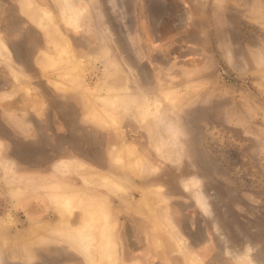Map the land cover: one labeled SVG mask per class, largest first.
Segmentation results:
<instances>
[{
  "label": "rangeland",
  "instance_id": "374dc122",
  "mask_svg": "<svg viewBox=\"0 0 264 264\" xmlns=\"http://www.w3.org/2000/svg\"><path fill=\"white\" fill-rule=\"evenodd\" d=\"M31 1L0 0V91L25 93L0 106V264H108L101 208L119 264H264V2Z\"/></svg>",
  "mask_w": 264,
  "mask_h": 264
},
{
  "label": "bare ground",
  "instance_id": "6f19581e",
  "mask_svg": "<svg viewBox=\"0 0 264 264\" xmlns=\"http://www.w3.org/2000/svg\"><path fill=\"white\" fill-rule=\"evenodd\" d=\"M28 2H29V7H32V1L28 0ZM33 14H34V12H33ZM34 18L37 19L39 22H45V24L49 23L48 24L49 27L51 26L52 29H54L53 30L54 31L53 33H55V37H53L54 41L60 47L59 48L60 49V55H59V57L56 60L52 59L51 60L52 62H49V63L47 62L48 59L44 60V62L46 61L44 63L45 68L46 69H50V65L49 64L51 63V65H52V63H54L55 61H56V64H59L60 69H64L63 66H65L66 64L69 65L70 63H73L72 61L76 59V55H75L73 49L71 48L70 41L67 38H65L64 36H62V33H60V31L57 28V26L55 27L53 25L51 12L49 10H47V9H38V11L36 12V15L34 16ZM68 22L72 23L70 18H69ZM51 32H52V30H51ZM59 35H60V38L58 37ZM46 58H48V57H46ZM51 70L53 71V69H51ZM54 71H56V70H54ZM96 114H98V113H96ZM91 115H93V114H91ZM108 117H110V116H108ZM103 119H105V118H103ZM95 174H97V173H95ZM98 174H100V173L98 172ZM100 175H103V174L101 173ZM103 177L104 178H102V179H106V178L108 179V177L105 176V175H103ZM142 193H143V197L141 195V197H142L141 200L143 202H145L146 204H151V206H152V208H150V209H151V212L153 213V219H154V222H155V229H154L155 239H156V243L161 245L162 244V240H161V238L159 236V234H160L159 231L168 232V233L173 235V230L171 229V225H170V223H169V221L167 219L166 213H164V208H163L164 203H163V201L161 199H158L159 197H158L157 193L156 192L154 193L150 189L146 188L144 190V192H142ZM155 195H156V197H154ZM75 198H77V197H75ZM70 200H71V198L70 199L68 198L65 201H67L66 205H68V207H66V208H68L69 212L71 213L73 210H75L77 208L75 203L76 202L78 203V201H76L77 199H75V201L74 200L70 201ZM71 202L72 203L75 202L74 205ZM80 207H82V206L80 205ZM100 211L102 213L101 215H102V223H103L102 230H101V232H102L101 234H102V237L104 239V240H102V242H103V246H102L103 258L106 261H108L107 262L108 264H119V259L117 257L118 244H117L116 240L113 243V232H114V229H115V224L113 223L114 221H113V219L111 218V216L108 213H105L103 208H101ZM89 217H90V215H89ZM87 223H88V225H91V221H87ZM75 235L80 236L79 233H76ZM87 236H89V235H87ZM174 236H175V234H174ZM176 243H177L179 249L182 250L184 245H185L183 237L182 238L180 237L179 239H177ZM189 259H188V264H203V263L199 262L197 259H193V258H192L193 260H189Z\"/></svg>",
  "mask_w": 264,
  "mask_h": 264
},
{
  "label": "crops",
  "instance_id": "0c3cea01",
  "mask_svg": "<svg viewBox=\"0 0 264 264\" xmlns=\"http://www.w3.org/2000/svg\"><path fill=\"white\" fill-rule=\"evenodd\" d=\"M263 2H264V0H262ZM56 43V42H55ZM43 66H44V64H43ZM44 68H45V66H44ZM63 81H68V80H66V79H63ZM62 80L60 81L61 83H60V86L62 87V86H64V87H67L66 85L67 84H64V82H63ZM70 87H72V86H70ZM69 87V88H70ZM21 95V96H23V95H25V93L24 92H20L19 93V91H17L16 89H14V88H12V89H8V88H6L5 89V91H0V106H2V107H4V109H5V111H7L8 110V108H7V105H8V107H10L12 110H13V106H14V103L16 102V103H19L20 104V99L19 98H16V96L17 95ZM15 98H16V100H15ZM30 102V101H29ZM29 102H27L28 104H29ZM24 103V102H23ZM18 104V105H19ZM38 104H40V103H38ZM6 106V107H5ZM39 106V105H38ZM37 106V108H34V109H36V110H38V109H40V106L38 107ZM28 107H29V105H28ZM9 108V109H10ZM14 115H12L11 117H13ZM14 118V117H13ZM16 126L18 127V128H20L21 129V131H22V133L24 134V133H28L27 135H29V130H30V122L28 121V119H27V121L25 120H23V117H19V118H16ZM19 125V126H18ZM141 170V169H140ZM140 170H139V172H140ZM140 174H142V171H141V173ZM147 189H150V190H152L154 193L156 192V190H154V189H152L151 187H147ZM125 192V191H124ZM123 192V195H125V193ZM128 200H130V199H128ZM131 204H132V206L133 207H135V209L138 211V212H141V213H149L150 215H151V217H152V221L154 222V219H153V213L151 212V209L150 208H152V206H151V204H146L145 202H143L141 199L140 200H138V201H131ZM109 211L107 210V211H105V213H108ZM102 214V213H101ZM100 214V215H101ZM155 223V222H154ZM155 227V226H154ZM182 264V263H181ZM187 264H188V262H187Z\"/></svg>",
  "mask_w": 264,
  "mask_h": 264
}]
</instances>
